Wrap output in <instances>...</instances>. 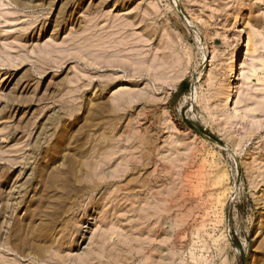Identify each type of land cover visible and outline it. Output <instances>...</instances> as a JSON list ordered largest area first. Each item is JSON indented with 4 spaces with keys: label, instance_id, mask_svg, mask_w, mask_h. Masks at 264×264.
Masks as SVG:
<instances>
[{
    "label": "rangeland",
    "instance_id": "1",
    "mask_svg": "<svg viewBox=\"0 0 264 264\" xmlns=\"http://www.w3.org/2000/svg\"><path fill=\"white\" fill-rule=\"evenodd\" d=\"M0 264H264V0H0Z\"/></svg>",
    "mask_w": 264,
    "mask_h": 264
},
{
    "label": "bare ground",
    "instance_id": "2",
    "mask_svg": "<svg viewBox=\"0 0 264 264\" xmlns=\"http://www.w3.org/2000/svg\"><path fill=\"white\" fill-rule=\"evenodd\" d=\"M123 48H125V47H123ZM242 54H243V51L241 52V50H240V48L239 49H237L236 50V52L232 55V61H231V71L234 73L235 72V69H236V67H237V65H238V63H239V59L241 58V56H242ZM191 165V164H190ZM192 166V165H191ZM191 166H189L190 168H191ZM188 167V166H187ZM186 167V168H187ZM190 171V170H189ZM193 172V171H192ZM191 172V173H192ZM185 173H187V172H185ZM184 173V174H185ZM187 174H185L184 176H186ZM190 175H192V174H190ZM193 175H197V174H194L193 173ZM183 176V177H184ZM188 176H189V174H188ZM191 177H194V176H191ZM191 177H186L187 178V180L186 181H190V180H188V178H191ZM185 178V177H184ZM195 178V177H194ZM184 180V179H183ZM185 181V180H184ZM185 181V182H186ZM184 183V182H183ZM190 184V183H189ZM186 185H187V183H186ZM191 185H192V183H191ZM187 187H189L188 185H187ZM191 187V186H190ZM201 194V193H200ZM90 219H91V217H90ZM87 221V220H86ZM85 227V226H84ZM83 228V227H82ZM85 229V228H84ZM83 229V230H84ZM88 229V228H87ZM86 230V229H85ZM83 232V231H82ZM80 234V233H79ZM85 234V233H84ZM79 240V239H78Z\"/></svg>",
    "mask_w": 264,
    "mask_h": 264
}]
</instances>
